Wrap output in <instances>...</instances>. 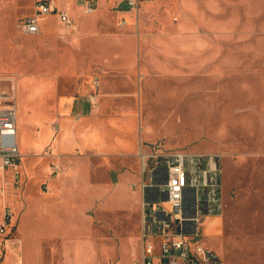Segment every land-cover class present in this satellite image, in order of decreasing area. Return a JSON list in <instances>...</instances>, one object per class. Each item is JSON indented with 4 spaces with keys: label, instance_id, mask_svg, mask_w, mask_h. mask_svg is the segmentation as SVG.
<instances>
[{
    "label": "rangeland",
    "instance_id": "374dc122",
    "mask_svg": "<svg viewBox=\"0 0 264 264\" xmlns=\"http://www.w3.org/2000/svg\"><path fill=\"white\" fill-rule=\"evenodd\" d=\"M96 1L85 13L80 3L61 0L78 25L91 19L75 39L50 16L41 17L46 29L40 34L22 33L19 21L34 12L36 0H0V75L15 78L17 106L29 128H36V119H52L62 96L87 94L90 79L98 77L90 125L105 147L91 156L94 168L108 170V180L113 169L119 173L118 181L100 186L94 203L125 208L103 216L88 211L93 262L85 246L75 263L69 260L73 247L66 255L56 237L50 241L58 258L53 264H139L138 144L217 152L224 212L218 234L202 241L225 264H264V0H143L138 8L125 0ZM14 180L0 179L4 204L21 186ZM84 192L77 188V199ZM75 225L76 234L87 233L79 219ZM5 242L0 258L11 245ZM29 255L25 250V264H31Z\"/></svg>",
    "mask_w": 264,
    "mask_h": 264
},
{
    "label": "crops",
    "instance_id": "0c3cea01",
    "mask_svg": "<svg viewBox=\"0 0 264 264\" xmlns=\"http://www.w3.org/2000/svg\"><path fill=\"white\" fill-rule=\"evenodd\" d=\"M67 1L80 3L79 6L82 8L83 0L81 2ZM50 17L54 23H57L55 17ZM90 25L91 19L80 25L75 19V25L66 28L74 33L75 39H78L81 32ZM45 29L41 25V32ZM97 107L98 103L96 106L89 103L86 94L62 96L56 105L54 117L52 119L38 117L36 128L32 131L24 119L22 109L18 106L16 138L21 153L19 164L16 171L9 170L1 173L0 179L3 180L12 175L21 186L15 189L16 194L10 196V204L0 201V205L4 204L0 213V223L3 219L4 206L10 207L13 211L9 227L13 239L10 240L11 237L4 239L3 234H0L1 241L4 239L6 244L11 241L6 253L0 258V264H25V250L28 252V249L32 259L31 264L57 263L56 250L54 245L50 244V241L56 237L64 241L65 252L64 250L63 252L66 255H71L70 252H66L67 247H73L74 256L69 257V260L72 259L75 263L78 249L85 246L87 261L93 262L96 254L89 255V251L95 247L92 232L93 219L88 211L94 208L98 211V216H103L117 214L119 210L125 208L99 207V203H94L101 185L119 179V173H116L114 169L111 171V180H108L107 169L94 168L91 151L97 149V152H101V149L105 147V143L100 141L99 130L90 125L92 113L98 109ZM129 145L134 146V143L129 142ZM46 147L47 155H42V150ZM142 147V144L137 145L136 155ZM138 160L140 167L139 155ZM51 164L59 166L56 174L51 173ZM40 182L46 183L42 185L46 189L39 187ZM77 188L80 192L85 191L84 195L79 197L80 201L75 195ZM140 201L141 195L137 198L139 214L137 260L139 264H141ZM77 219H79V226L84 225L87 228V233L76 234L78 233L75 228ZM219 227L220 223L217 219L208 221L206 226L208 235H217Z\"/></svg>",
    "mask_w": 264,
    "mask_h": 264
},
{
    "label": "built area",
    "instance_id": "2783aa9c",
    "mask_svg": "<svg viewBox=\"0 0 264 264\" xmlns=\"http://www.w3.org/2000/svg\"><path fill=\"white\" fill-rule=\"evenodd\" d=\"M142 1L125 0L132 8H138ZM96 5V0H83L82 10L90 13ZM47 15L55 17L63 27L75 25V17L61 0H36L34 12L19 21V30L26 35L40 34V17ZM89 84L86 98L96 106L98 77H92ZM17 97L15 78L0 75V173L16 171L19 164ZM148 147L138 152L141 264H223L216 250L202 241V237L209 234L207 222L221 218L224 212L220 155ZM45 150L47 152L48 148ZM58 171L59 166L52 164L51 173ZM135 186L137 183L132 184ZM12 216L10 207L4 206L0 223L4 239L11 237Z\"/></svg>",
    "mask_w": 264,
    "mask_h": 264
},
{
    "label": "bare ground",
    "instance_id": "6f19581e",
    "mask_svg": "<svg viewBox=\"0 0 264 264\" xmlns=\"http://www.w3.org/2000/svg\"><path fill=\"white\" fill-rule=\"evenodd\" d=\"M218 219H219V218H218ZM218 219H217V220H218Z\"/></svg>",
    "mask_w": 264,
    "mask_h": 264
}]
</instances>
